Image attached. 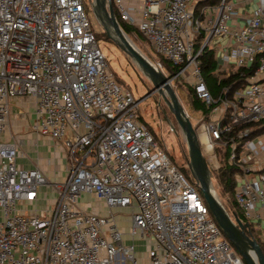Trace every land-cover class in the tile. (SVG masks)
Here are the masks:
<instances>
[{
  "label": "built area",
  "instance_id": "obj_1",
  "mask_svg": "<svg viewBox=\"0 0 264 264\" xmlns=\"http://www.w3.org/2000/svg\"><path fill=\"white\" fill-rule=\"evenodd\" d=\"M109 1L180 67L172 84L182 77L205 103L194 125L203 153L212 170L221 166L217 148L228 151L235 199L260 240L264 159L251 139L264 123V0L243 15L238 4L255 0ZM207 48L220 78L232 80L218 96L202 75ZM17 98L33 102L31 129L67 151L63 181L20 167L18 143L2 140ZM139 108L100 47L85 0H0V264H247ZM43 186L57 192L47 209L34 206ZM84 194L107 213L82 203ZM114 209L130 210V236L151 240L144 261L124 243Z\"/></svg>",
  "mask_w": 264,
  "mask_h": 264
},
{
  "label": "rangeland",
  "instance_id": "obj_2",
  "mask_svg": "<svg viewBox=\"0 0 264 264\" xmlns=\"http://www.w3.org/2000/svg\"><path fill=\"white\" fill-rule=\"evenodd\" d=\"M85 2L87 5V13L94 30L97 32H103V28L96 19L93 12L95 0H85ZM128 37L142 52V54L146 56L152 63L157 64L159 62V57L157 54L152 50L150 44L147 43V41L140 34L134 32L133 34L128 35ZM99 44L106 54L107 60L112 70L116 73L118 81L124 87L132 90L135 98L140 101V120L149 126L153 135L157 137L160 145L167 149L168 155L173 158L172 161H175L174 163L176 165L181 167L188 166L186 161V155L188 151L184 135L179 128L178 123H175L176 120L174 115L170 111L162 95L159 94V92L154 91L152 82L140 71L139 67L133 62V60L130 59L114 42H111L105 38H101L99 40ZM163 70L166 74H170V69L167 65L163 66ZM173 86L189 118L191 119L193 125H195L201 115L197 109L193 107L191 99L188 98V94L190 93V85L187 84L182 77H180L179 83L175 82ZM12 134L14 133L12 132ZM2 140H4V135ZM251 141V146L254 149L259 148L262 150L260 157L264 159V131L258 135H255ZM204 155L206 156L207 160H209V155L205 152ZM209 165L212 167L210 162ZM211 178L214 192L225 206V203L222 199V197L225 196L217 186L213 174L211 175ZM88 201L93 200L88 198ZM114 213L120 229L125 234L124 243H135L137 245L136 256L141 262L144 261L149 245L151 244V240L141 239L138 235L137 237L133 238L129 235L132 228L130 210L114 209ZM260 243L264 245V235H260Z\"/></svg>",
  "mask_w": 264,
  "mask_h": 264
},
{
  "label": "water",
  "instance_id": "obj_3",
  "mask_svg": "<svg viewBox=\"0 0 264 264\" xmlns=\"http://www.w3.org/2000/svg\"><path fill=\"white\" fill-rule=\"evenodd\" d=\"M94 15L108 37L133 60L140 71L152 82L154 91L162 95L181 129L186 146V161L216 222L247 264H264V252L256 240L244 230L242 221L234 220L212 185V171L203 153L195 126L189 118L172 84L175 76L166 75L133 44L122 29L109 0H95ZM255 251L256 257L252 254Z\"/></svg>",
  "mask_w": 264,
  "mask_h": 264
},
{
  "label": "crops",
  "instance_id": "obj_4",
  "mask_svg": "<svg viewBox=\"0 0 264 264\" xmlns=\"http://www.w3.org/2000/svg\"><path fill=\"white\" fill-rule=\"evenodd\" d=\"M256 6V0L243 4H238L237 10L243 15L251 13ZM244 23L241 17L238 20ZM35 120V110L32 100L29 98H17L12 102V115L4 135V141L17 142L20 149L17 163L20 167L29 169L41 167L50 181L61 182L66 178L67 151L54 139L43 136L31 129ZM259 131V133L263 132ZM12 132L14 134H12ZM23 133V134H21ZM57 197V192L53 187L43 186L41 197L34 205L39 209L52 207ZM91 195L84 194L81 198L82 203L93 204L94 210L101 214H106L108 208L102 201L91 198ZM91 198L93 201H88Z\"/></svg>",
  "mask_w": 264,
  "mask_h": 264
},
{
  "label": "trees",
  "instance_id": "obj_5",
  "mask_svg": "<svg viewBox=\"0 0 264 264\" xmlns=\"http://www.w3.org/2000/svg\"><path fill=\"white\" fill-rule=\"evenodd\" d=\"M206 2L207 1H203V3H206ZM215 2H216V0H215ZM114 11H115V14L117 16V19H118L122 29L125 31V33L127 35H131L134 32H137L138 34H140L134 27L129 26L123 20H121L120 15H119V13L115 7H114ZM96 34H97L98 40H100L101 38H105V39H108L109 41L113 42L104 31L103 32H97L96 31ZM197 48L198 49L200 48L199 45L197 46ZM157 56L159 57V61L163 64V66L167 65L169 67L170 75L174 76L180 71V67L172 66L166 60H164L161 56H159L158 54H157ZM202 59H203L202 67H201L202 68V75L205 78L212 94L214 96H218L222 87L225 84H229L232 80H229L226 78H222V79L220 78V76L216 72L217 60L214 58V53L212 50H210L208 48L205 49L203 56H202ZM235 75L236 74H232V77H235ZM117 79H118V77H117ZM175 82L179 83V77L176 78ZM188 98L191 99V103H192L193 107L195 109H197V111H203L206 114L208 113L209 110L205 106V103L202 100L197 98L195 91L191 88V86H190V93L188 94ZM174 118H175V116H174ZM175 120H176V118H175ZM176 122L177 121H175V123ZM261 128L264 129V123H262L260 130H262ZM155 138L157 139L156 136H155ZM163 148L167 151V149L165 147H163ZM217 149L220 152L219 155H220L221 166L218 169H212V174L216 180L217 186L219 187L220 191H222L223 195L225 196V197H222V199L225 203V206L227 207L231 217L234 220L238 219V220L242 221L243 226H244V230H246V232L248 230V235L258 242V244L261 246V248L264 252V245H262L260 243V240L258 239L257 234L254 232V230L252 229L250 224L247 223L245 216H244L242 210L240 209V207H239V205L235 199V195H234L235 185H236L235 174L237 173L238 168L235 165H230L228 163V155H229L228 151H224L221 148H217ZM222 152H223V154H222ZM171 159L173 160L172 157H171ZM178 167L185 173V175L191 181L196 183L195 180L193 179L192 175H191V172H190L188 166H184V167L178 166Z\"/></svg>",
  "mask_w": 264,
  "mask_h": 264
}]
</instances>
